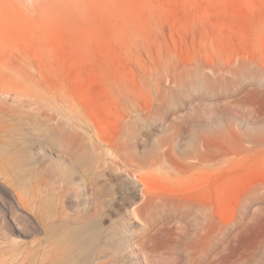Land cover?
Listing matches in <instances>:
<instances>
[{
  "label": "rangeland",
  "instance_id": "rangeland-1",
  "mask_svg": "<svg viewBox=\"0 0 264 264\" xmlns=\"http://www.w3.org/2000/svg\"><path fill=\"white\" fill-rule=\"evenodd\" d=\"M0 105V187L42 227L0 264L94 204L99 264H264V0H0Z\"/></svg>",
  "mask_w": 264,
  "mask_h": 264
},
{
  "label": "bare ground",
  "instance_id": "bare-ground-1",
  "mask_svg": "<svg viewBox=\"0 0 264 264\" xmlns=\"http://www.w3.org/2000/svg\"><path fill=\"white\" fill-rule=\"evenodd\" d=\"M14 96H15V94L13 95V97ZM24 100H25V102H27V105H29L30 102H29V96L28 95L26 96V98ZM1 109L2 108L0 105V110ZM17 111H18V109H14L12 112H17ZM8 126H10V123L7 124V123H3L2 121H0V129L5 130ZM154 147H155V150H157V152H160L161 154L168 152V150H166V149L163 150L161 148L162 145L160 143L155 144ZM202 155L203 156L205 155L204 151H202ZM2 159L0 160V166L3 165ZM154 159L155 160H153V161L147 160L148 162L153 163L151 166L156 164L159 161L158 159H160V158L158 157V158H154ZM82 162H83V160H81V163ZM5 166H6V164H5ZM144 166H146V165L145 164L144 165H137L135 167L133 166L134 168L133 167L131 168V172L133 173V175L136 179V182H138L139 184L142 185V188L140 190L141 201L139 203H137L134 207H132V209L130 210V213H132L133 215H136V216H140L141 214H143V212L146 209L147 205L149 204V201L151 200V198L157 194V190L151 184V181H150L151 176H149L146 173L147 171L146 172L142 171V168ZM151 166H149V167H151ZM8 167H9V165H8ZM2 168H4V167L2 166ZM6 169H7V166L4 170H6ZM179 179H182V178H179ZM29 186H31V185H29ZM31 187L33 188V186H31ZM7 189L8 190L5 191L3 186L0 187V204L3 205V206L0 205V238L7 239L8 235L13 230L18 231L21 234H25L26 232L28 233V232H31L33 229H37V228L41 227V224L37 223V221H34L32 223V225L30 223L31 221L29 222V219L27 220V223L23 221L25 214H26V218L27 217L29 218L28 213H26L25 210H23V206L25 205L24 201L27 200V198H28L27 197L25 199L23 195H25V194L28 195V194L25 191H23V193L25 192V194H23L16 187H15V189L13 188L14 190L12 191V193L9 191L8 187H7ZM36 191H37V188H36ZM98 191H99V196H102L105 193V188L102 187ZM29 192H30V190H29ZM29 195H30V193H29ZM25 202H27V201H25ZM100 207H99V205L96 206L94 204V206L91 209L86 208V209L82 210L80 216L79 215H77L76 217H69L68 216L67 218H65L66 222H68L69 225L72 227V233L70 231L71 236L66 237L65 233L63 232L64 230H61L62 232L58 231L56 237L62 238L64 241L68 242L69 246L71 247L70 248L71 250L66 246L64 249H62V247L59 248V246H58L57 250H59V249L61 250V255L60 256H54V252H55L56 248H52V246H54V245L57 246L56 237L53 239H50V240L47 239L44 244H41L42 241H39L37 244H38V246L39 245L43 246V249H41V255L38 257L37 263L38 264H99L98 262L94 261L96 258V254L98 255L100 253V250H101V249H99V245H98V240H99L98 239L99 235L97 232V226L98 225L96 222H90V220L92 218H94L96 215H98V213L100 212ZM206 210H207V204L205 202H203L202 207L198 209L202 218L205 217ZM190 211H192L193 213H196L197 210L192 209ZM23 212H24V214H23ZM196 214H198V213H196ZM41 219H43V218H41ZM43 221L44 220H42V222ZM64 228H66V227H64ZM68 229L70 230V228H68ZM66 233H68V232H66ZM34 242L36 243V241H34ZM31 243H33V242H31ZM32 245L34 247L35 244H32ZM66 251H68V253ZM39 252H40V250H39ZM145 259L147 262H149L147 257H145Z\"/></svg>",
  "mask_w": 264,
  "mask_h": 264
}]
</instances>
